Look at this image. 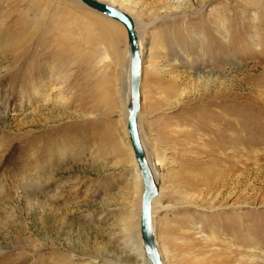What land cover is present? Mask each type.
I'll return each mask as SVG.
<instances>
[{"label": "rangeland", "instance_id": "1", "mask_svg": "<svg viewBox=\"0 0 264 264\" xmlns=\"http://www.w3.org/2000/svg\"><path fill=\"white\" fill-rule=\"evenodd\" d=\"M99 1L142 31L138 127L160 187L163 264H264V0ZM64 26L70 62L15 71ZM22 32L33 39L13 63ZM105 32L122 59L124 28L76 2L0 0V264L139 263L141 195L109 106L121 69ZM39 69L47 79L27 81ZM104 125L123 151L107 148Z\"/></svg>", "mask_w": 264, "mask_h": 264}, {"label": "bare ground", "instance_id": "2", "mask_svg": "<svg viewBox=\"0 0 264 264\" xmlns=\"http://www.w3.org/2000/svg\"><path fill=\"white\" fill-rule=\"evenodd\" d=\"M71 1L76 2L77 4H79L81 6H84L85 8L93 11L92 9H90L88 6H86L85 4L80 2L79 0H71ZM96 1H99V0H96ZM99 2H101V1H99ZM101 3H103V2H101ZM106 5L110 6V4H106ZM111 7H114V6L111 5ZM114 8L119 10V11H121V12H123V13H125V14H127L133 20V18L128 13L120 10L119 8H116V7H114ZM93 12L97 13L96 11H93ZM97 14H99V13H97ZM99 15H101V14H99ZM101 16H103V15H101ZM105 18H107V17H105ZM107 19H109V18H107ZM109 20H111V19H109ZM111 21H113V20H111ZM49 22H45V23H43V25L49 23V26L51 28L55 29L56 27H52V20L49 21ZM133 23H135L134 20H133ZM117 24H119V23H117ZM135 29H136L137 43H138V46H139V56L141 58V78H142V56H141V49H142V46H141V34H142V31H140L139 28H137L136 26H135ZM145 29L146 28H144V30ZM105 33H106V36L108 38V43L103 44L104 47H106V53L110 55V58L114 57L116 59L115 63H116V65H118L117 67H119L121 69V73L120 74L113 75L112 84L108 87V91L110 92L109 106H110V109H113V108H117L118 109V111H119V113H120V115L122 117V121L124 123L125 133L127 134V138H128L127 120H128V106H129V103H130V50H129V46L127 44V52L125 53V56L122 57V59L119 58L118 55L115 52V49H114L113 45L111 44V42L114 39L113 33L112 32H105ZM49 35L50 34L44 33L41 36H38L37 38H35L34 42H36L37 48L33 49V52L31 53L30 57H27L28 59L25 60L23 62V64H20L18 67H16V69H15L16 72L19 69L20 70H24V72H25L29 65L31 66L29 71H34V69H36V64L41 59H43L45 57L54 58V59L58 60L59 62H62V61H66V63L70 62V59H71L72 55L75 54V45L73 43L76 41L75 37L73 36L72 29H70V26H68V28L65 27V26L62 27L59 34H53L52 37H50ZM1 36L2 35H0V37ZM32 39H33L32 35L29 36V35H26V32H24V33L22 32L21 36L16 41L15 48H17V53H16V50L12 52L14 54V56H13L14 57V62L13 63H15L17 61H20V59L25 55L26 46H27V45L25 46V44L28 43L29 41L31 43ZM84 42H85V40L82 43H84ZM30 43H28V45ZM9 45H11V44H9ZM38 71L39 72L37 73V75H38L37 77H36L35 74H30L31 73L30 72L29 75H28V80L27 81L31 82L34 79L36 80V78H38L40 80L43 79V78H46V73L45 72H43V73L40 72V69ZM48 71H50V70H48ZM34 73H35V71H34ZM48 77H49V75H48ZM40 80H39V82H40ZM41 83H42V81H41ZM39 86H41V85H39ZM140 86H141V81H140ZM139 95H140V88H139ZM139 111H140V102H139ZM139 111L136 114L137 131H138V135H139V139H140L141 145H142L144 153H145L146 161L148 163V166H149L150 171H151L152 176H153L154 184H155V186L157 188V195L151 201V211H150V222L151 223L150 224H151V230H152V233H153V236H154V242H155L158 254H159V258L161 260V264H163V261L161 259V255H160V252H159V249H158V245H157V241H156V237H155V232H154V221H153V218H154L155 211L152 210L153 206H156L159 203L158 202V197H159L160 187H159V182H158V179H157V175L155 174V165H154V163H153V161H152V159H151V157L149 155V152H148V149H147L146 145L144 144V141H143V138H142V134L139 131V127H138ZM104 128H106V131H104V132L100 131L99 135L106 139L107 148L109 146V148L112 151L114 150V152H118L117 151L118 148L120 150H122V147H119L120 146V140H119V138L117 136V133H116L115 129L112 127V125H104ZM128 141H129V139H128ZM129 145H130V151L132 152L131 154H133L130 142H129ZM110 153H108V154H110ZM134 161H135V158H134V154H133V158L131 157L130 163H131V165H134L135 168L133 169L132 177L131 178L129 177L128 180L131 182V185H132V187H131L132 193L133 192L139 193L141 195V197H140V203H139V221H138L139 237L137 238V240L133 244H131L132 245L131 249L134 251V254L136 255V257H137V259L139 261V263H136V264H151L150 260L146 257V254H145V251H144V248H143V241H142L141 234H140L141 198H142V192H143V187L144 186H143V181H142L141 175L139 173L138 165H137L136 161L135 162ZM129 173H130V171H129ZM132 181H134V182H132ZM252 260H254V257H252Z\"/></svg>", "mask_w": 264, "mask_h": 264}, {"label": "water", "instance_id": "3", "mask_svg": "<svg viewBox=\"0 0 264 264\" xmlns=\"http://www.w3.org/2000/svg\"><path fill=\"white\" fill-rule=\"evenodd\" d=\"M93 11L119 23L126 32L127 44L130 50V103L128 106L127 132L135 161L143 181L140 212V234L146 257L151 264H161L159 254L151 230L150 211L151 201L157 195V188L145 158L138 131L136 114L139 111V88L141 81V58L137 43L136 29L133 20L125 13L96 0H79Z\"/></svg>", "mask_w": 264, "mask_h": 264}]
</instances>
